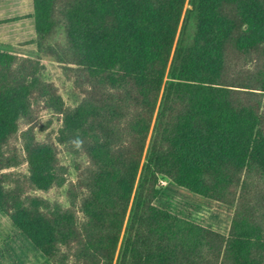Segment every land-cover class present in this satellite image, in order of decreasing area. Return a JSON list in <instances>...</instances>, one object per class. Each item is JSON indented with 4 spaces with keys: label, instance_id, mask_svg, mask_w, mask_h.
Here are the masks:
<instances>
[{
    "label": "trees",
    "instance_id": "obj_1",
    "mask_svg": "<svg viewBox=\"0 0 264 264\" xmlns=\"http://www.w3.org/2000/svg\"><path fill=\"white\" fill-rule=\"evenodd\" d=\"M33 9L44 38L55 0ZM60 14L76 107L0 53V172L17 165L5 154L37 97L62 116L61 149L30 137L24 183L0 174V210L52 264H264L262 225L241 215L222 238L153 205L158 176L205 197L242 172L264 177V71L241 85L226 68L228 47L264 56V0H67ZM22 185L66 186L67 207Z\"/></svg>",
    "mask_w": 264,
    "mask_h": 264
},
{
    "label": "rangeland",
    "instance_id": "obj_2",
    "mask_svg": "<svg viewBox=\"0 0 264 264\" xmlns=\"http://www.w3.org/2000/svg\"><path fill=\"white\" fill-rule=\"evenodd\" d=\"M66 2L67 0H55L53 30L46 37L39 38L34 27V9L30 7L32 11L28 17H14L17 14L6 16L5 12L20 13L27 8H25L24 0H3L0 3V20L2 21H0V53L14 58L11 72L15 76L37 74L35 76L50 86L53 94L59 96L65 106L74 108L81 100L77 88V67L59 62V57L66 46L64 18L60 14ZM7 7L8 11H5L4 8ZM186 8H188V1ZM181 26L182 21L179 32ZM226 62L227 75L234 77V80L241 85L255 80L254 77H257L261 70L264 71V56L261 55L260 58L254 54L245 60L232 47L227 49ZM234 70L236 71L233 72ZM41 89L39 86L35 91L36 94ZM262 112L264 130V106ZM61 126L62 116L48 105L44 97H37L32 104V115L20 121L17 133L9 142L8 154H5V157L14 155L17 165L0 172L2 175H11L10 179L4 180L7 185L12 186L11 181L15 180L19 181L21 186L24 178L28 176L24 154V145L28 138L31 137L38 143H54L58 149H61L56 144L57 133ZM152 129L153 124L147 146ZM59 158L62 164L69 168V179L74 182L75 173L70 158L65 154L59 155ZM145 162L144 154L141 166H144ZM137 186L138 179L133 197ZM22 189L24 196L38 197L67 207L66 186L48 192L33 191L28 185H22ZM222 190L212 197H205L177 186L165 176H158V193L153 205L222 238L229 237L231 222L239 220L238 216L241 217V215L264 228V219L261 218L264 216V177L255 173L242 172L233 177L230 183L224 185ZM0 264H52L14 227L8 214L1 210Z\"/></svg>",
    "mask_w": 264,
    "mask_h": 264
},
{
    "label": "crops",
    "instance_id": "obj_3",
    "mask_svg": "<svg viewBox=\"0 0 264 264\" xmlns=\"http://www.w3.org/2000/svg\"><path fill=\"white\" fill-rule=\"evenodd\" d=\"M3 0H0V3L2 2ZM4 1H8V0H4ZM25 1V8H27V10L25 9V11L24 12H20V13H16V12H5L4 14L6 15V16H8V15H16L17 14V16H14V17H19V18H24V17H28V16H30L31 15V11L32 10H30V7L33 9V0H24ZM28 1H29V3H28ZM6 3V2H5ZM29 4V5H28ZM29 8V9H28ZM0 9H1V5H0ZM5 9V11H8V7L7 8H4ZM1 21V20H0ZM2 22V21H1Z\"/></svg>",
    "mask_w": 264,
    "mask_h": 264
}]
</instances>
